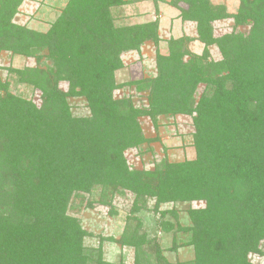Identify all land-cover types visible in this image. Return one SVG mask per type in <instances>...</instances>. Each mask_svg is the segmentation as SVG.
Returning <instances> with one entry per match:
<instances>
[{
  "label": "trees",
  "instance_id": "trees-1",
  "mask_svg": "<svg viewBox=\"0 0 264 264\" xmlns=\"http://www.w3.org/2000/svg\"><path fill=\"white\" fill-rule=\"evenodd\" d=\"M5 1L8 15L17 1ZM114 1L69 0L47 36L28 32L34 39L17 53L33 55L36 66L9 72L40 91L38 107L0 81V264H126L103 258V238L85 246L90 233L67 213L74 196L95 191L105 204L115 193L132 194L116 242L132 250L133 264H169L156 242L154 255L146 249L154 241L137 213L149 199L161 219L175 212L160 210L163 204L203 201L188 212L184 244L192 246L193 264H257L247 254H263L264 240V0H239L234 13L211 0H174L184 4L181 18L195 22L204 48L197 55L186 47L190 39L170 40L168 55L156 56L141 108L112 98L113 72L120 52L139 47L138 32L156 26L113 28L107 8ZM225 19H232L231 30L214 36L212 23ZM3 23L0 49L21 45L25 32ZM210 46L219 59L209 58ZM43 49L50 64L40 62ZM61 79L72 85L67 93L58 88ZM70 95L84 96L90 115L73 116ZM165 113L191 116L195 157L130 169L123 153L144 140L139 117ZM159 228L173 225L162 220Z\"/></svg>",
  "mask_w": 264,
  "mask_h": 264
},
{
  "label": "rangeland",
  "instance_id": "rangeland-1",
  "mask_svg": "<svg viewBox=\"0 0 264 264\" xmlns=\"http://www.w3.org/2000/svg\"><path fill=\"white\" fill-rule=\"evenodd\" d=\"M16 1L13 11L6 15L7 8L3 9V7H7L8 3L0 0L2 9L0 19L4 22L3 24L6 23L10 30L13 28L25 32L24 38H20L21 45L14 44L10 48L0 49V81L9 82V91L31 101L38 107L41 104L40 91L30 85L16 83L15 74L9 70L10 68L36 66V58L33 55H24L17 51L29 47L27 38L34 39L28 35V32L47 36V32L53 29L59 17L66 16L65 9L69 0ZM211 1L214 4L225 5L230 13H234L239 5V0ZM173 2L174 0H115L112 5L108 6L107 10L112 19L113 28L142 26L146 23H153L156 26L155 32L152 26L145 27L139 31L140 33L138 32L137 39L143 40L137 49L133 48L119 53L117 58L121 66L113 72V80L118 84L112 91L113 99H126L127 97L134 107H146L150 90L148 81L157 74L156 56L157 54L168 55L170 40L188 38L190 40L187 42V49L197 55L202 53L204 44L195 39V22L183 20L180 6L184 4ZM232 22V19L214 21L212 23L214 36L229 32ZM154 34L156 35L155 40L153 39ZM39 53L43 56L40 62L50 64L45 55L46 49ZM209 55L212 59L220 57L215 46L209 47ZM82 60L85 61V57ZM137 80H142L140 81L142 86L139 88L135 83ZM58 88L67 93L72 89V85L69 81L61 79L58 80ZM201 90L202 86L197 90L198 95ZM67 102L73 116L90 115L84 96L70 95ZM139 123L144 140L138 146L128 147L123 153L130 169L149 171L157 165L160 166L162 161L176 162L191 160L195 157L196 151L192 142L194 127L191 116L165 113L158 114L153 120L149 115H143L139 117ZM80 197L72 198L67 207V213L75 217L80 226L90 233L89 236L84 237L83 244L95 248L99 244V238H103L102 253L105 260L117 262L123 257L126 264H133L132 250H126L116 242L130 213L132 194L127 191L124 195L115 193L112 195L111 203L108 204L96 201L99 198L97 191L91 194L83 193ZM140 202L144 204L143 200ZM145 203L146 209H141L137 216L142 220V231L154 241L146 248L147 252L155 254L154 244L156 242L169 264H193L192 246L184 244L189 238V232L185 231L192 225L188 212L202 209L203 201L163 204L160 210L173 208L175 212L166 213L162 219L160 214L157 215V212L152 210L153 200H146ZM192 214L195 216L194 212ZM162 220L171 222L172 231H161L159 222ZM106 238H113V240H105ZM258 248L263 254L249 252L248 260L264 264V240Z\"/></svg>",
  "mask_w": 264,
  "mask_h": 264
}]
</instances>
